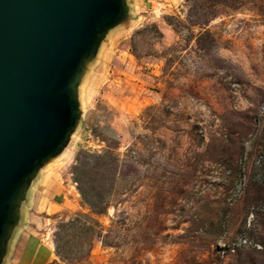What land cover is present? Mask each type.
<instances>
[{
  "label": "rangeland",
  "instance_id": "374dc122",
  "mask_svg": "<svg viewBox=\"0 0 264 264\" xmlns=\"http://www.w3.org/2000/svg\"><path fill=\"white\" fill-rule=\"evenodd\" d=\"M121 12L85 64L71 150L46 168L49 239L78 220L60 244L92 245L80 264H264V0Z\"/></svg>",
  "mask_w": 264,
  "mask_h": 264
},
{
  "label": "water",
  "instance_id": "95a60500",
  "mask_svg": "<svg viewBox=\"0 0 264 264\" xmlns=\"http://www.w3.org/2000/svg\"><path fill=\"white\" fill-rule=\"evenodd\" d=\"M121 0H0V261L28 182L68 142L73 99Z\"/></svg>",
  "mask_w": 264,
  "mask_h": 264
},
{
  "label": "crops",
  "instance_id": "0c3cea01",
  "mask_svg": "<svg viewBox=\"0 0 264 264\" xmlns=\"http://www.w3.org/2000/svg\"><path fill=\"white\" fill-rule=\"evenodd\" d=\"M41 169L43 167L31 178L21 195L17 214L4 240L0 264H63L56 255L53 241L49 239L50 233H47V216L55 215L59 210L50 214L46 205L48 200L52 205L62 206L59 203L61 188L57 178L49 176L46 169L42 173Z\"/></svg>",
  "mask_w": 264,
  "mask_h": 264
},
{
  "label": "trees",
  "instance_id": "16d2710c",
  "mask_svg": "<svg viewBox=\"0 0 264 264\" xmlns=\"http://www.w3.org/2000/svg\"><path fill=\"white\" fill-rule=\"evenodd\" d=\"M80 192L82 194V198H83L84 202L95 212L94 206L89 202L85 193L81 189H80ZM76 224H79L78 220H76L72 223H69L67 225H61L58 228V231L55 232L56 234H55V241H54L55 244L54 245H55L56 255L60 259V261L66 263V264H80L84 258H86L87 260H89L91 258L92 245L89 248L87 255L84 257L80 253H75L73 255L70 254V252L65 251L63 249L62 245L60 244V234H61L60 231L63 229H73V227H75ZM81 226L83 227L84 232H85L84 236H86L89 233H91V234L93 233L92 232L93 229L88 223L81 224ZM93 241H94V237H93V240L91 242H93Z\"/></svg>",
  "mask_w": 264,
  "mask_h": 264
},
{
  "label": "bare ground",
  "instance_id": "6f19581e",
  "mask_svg": "<svg viewBox=\"0 0 264 264\" xmlns=\"http://www.w3.org/2000/svg\"><path fill=\"white\" fill-rule=\"evenodd\" d=\"M99 46H100V39L99 40H96V42L93 45V49L91 51L92 52V55H91L92 57L96 56V53H98ZM82 84H83V80L82 79H79L78 80V83L76 85L77 93H75V99H73V103H74V106L75 107L76 106L77 107L81 106L82 101H83L82 100V94H81ZM67 136H68V139H69V138L73 137L74 135L72 133H69ZM70 150L71 149L67 145V142L66 143H63V145L60 147V150L58 151V153H56V155H54L50 161L52 162V160H54V159L66 158L67 155L69 154ZM49 163L43 166V169H41L42 170V173H44V169L47 168V166L49 165Z\"/></svg>",
  "mask_w": 264,
  "mask_h": 264
},
{
  "label": "built area",
  "instance_id": "2783aa9c",
  "mask_svg": "<svg viewBox=\"0 0 264 264\" xmlns=\"http://www.w3.org/2000/svg\"><path fill=\"white\" fill-rule=\"evenodd\" d=\"M262 113L264 114V108L262 109Z\"/></svg>",
  "mask_w": 264,
  "mask_h": 264
}]
</instances>
